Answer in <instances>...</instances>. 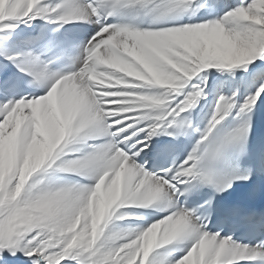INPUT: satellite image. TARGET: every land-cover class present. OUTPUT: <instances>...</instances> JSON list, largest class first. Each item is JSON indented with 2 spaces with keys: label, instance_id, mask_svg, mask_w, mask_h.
<instances>
[{
  "label": "snow or ice",
  "instance_id": "snow-or-ice-1",
  "mask_svg": "<svg viewBox=\"0 0 264 264\" xmlns=\"http://www.w3.org/2000/svg\"><path fill=\"white\" fill-rule=\"evenodd\" d=\"M149 3L160 19L193 0H0V32L37 17L100 25L66 73L50 72L53 61L43 62V53L6 56L49 87L43 95L15 99L19 81L0 72V264H168L166 255L153 253L178 241L189 243L172 264H264V240L240 244L207 230L217 210L211 199L191 210L175 203L193 182L224 192L234 180L249 179L218 180L214 165L228 144L247 135L246 120L222 131L226 118L264 102V0L225 4L219 18L178 27L137 30L101 20ZM240 66L244 75L234 79L248 85L244 102L237 92L221 95L192 150L178 163L146 170L160 143L152 138L161 131L183 134L191 126L185 113L204 93L201 85L211 90L207 74H197ZM72 143L81 147L69 149ZM167 150L159 148L161 155ZM69 153L73 158L62 159ZM50 169L94 183L45 175ZM156 201L170 211L147 228L107 230L114 218H124L117 211L122 206ZM250 219L264 226V212Z\"/></svg>",
  "mask_w": 264,
  "mask_h": 264
},
{
  "label": "bare ground",
  "instance_id": "bare-ground-1",
  "mask_svg": "<svg viewBox=\"0 0 264 264\" xmlns=\"http://www.w3.org/2000/svg\"><path fill=\"white\" fill-rule=\"evenodd\" d=\"M208 1L209 0H193L192 5L188 9H185L182 12L170 13L169 15L162 17L160 19H164L166 17H172V16L178 17L183 14H187V15L198 14L200 10L208 4ZM215 1L218 2V4L215 5L216 10L218 11V9L221 8L223 5L227 4V5L232 6L233 3H235L237 0H211V2L213 3V5H211L212 8L214 6ZM60 2L61 0H42L43 4H51V5H54ZM151 8L152 7L149 8L150 16L152 17V19L159 20L156 17V13H154L151 10ZM219 17H220L219 15L216 16V18H219ZM36 19L41 24L52 23L44 17H37ZM69 23L74 26L79 25V26H84L85 28L90 27V23H81L78 21H72ZM13 30H21V32L23 31L22 33L27 34L29 31V27L27 24H25V22H18V26ZM13 30H10L7 32H0V60L10 63V64L12 63L6 59V56L15 55L16 53H29L30 52L28 49H24L19 46L18 42H20L21 39L12 34ZM3 34H8L11 36V38L8 39L4 37ZM70 43H71V56L73 57V59H75L77 56H82L83 47L85 45V40L80 39V38H72L70 39ZM244 67L246 66L232 68L228 71H225V73H223L222 70L216 69V68L204 69L202 70V73L197 74V77H199L201 74L206 73L207 81L211 83L212 85L211 90H209L204 85H201V87H204V93L202 97L197 99V102L193 106V108L190 109V110H194V112L198 115V117L203 122L202 125L198 126L197 128L200 135L206 128L207 124L209 123L211 116L214 114L215 106L218 100L214 101V97H212L211 94L216 93L219 90L220 88L219 84H221V82L225 81L224 82V86H225L224 92L227 93L226 90L233 89L234 92L238 93L236 97L238 103H243L247 95L250 94L248 91V85L246 83L238 79H234V76L240 77L244 75ZM14 68L17 70L15 66ZM50 72H53V71L50 70ZM40 84L44 90H46L49 87V84L46 81L40 82ZM221 95L225 96V93ZM256 105L264 106V102H260V101L255 102L252 105L251 109L255 107ZM230 116L236 117V113L233 112ZM79 147H81V145L78 143H72V144H69L68 146L69 149H74V148H79ZM66 152H67V149H66ZM71 158H73L71 153L62 157V159H71ZM45 175H49V176L54 175L56 177H59L61 180H69V181H75V179H84L74 173H53L51 169ZM84 180L87 182V184L94 183V181L90 179H84ZM175 203L177 204L176 201ZM154 205H155V208H144L143 206L136 205V204H128V205L122 206L117 211L118 213L124 214V218L123 219L114 218L109 223L107 230L119 231L122 229H141L143 226L142 227L135 226V223H138L140 221H143L148 226L151 225V223L147 221L144 217L134 214L133 211H157V212H162V213H167L170 211V209L165 204L161 203L160 201L154 202ZM188 243H189L188 241L174 242L173 244L167 245L163 247L162 249H158L155 253H153V255H157V254L166 255L168 264H172L173 261L178 260L184 255V252L188 246Z\"/></svg>",
  "mask_w": 264,
  "mask_h": 264
},
{
  "label": "rangeland",
  "instance_id": "rangeland-1",
  "mask_svg": "<svg viewBox=\"0 0 264 264\" xmlns=\"http://www.w3.org/2000/svg\"><path fill=\"white\" fill-rule=\"evenodd\" d=\"M238 1V2H237ZM236 1V3L234 4V6L236 5V4H238L239 3V0H237ZM208 6H210L211 5V2L209 1L208 2V4H207ZM233 6V5H232ZM222 8V7H221ZM211 9H213V12H214V10L217 12V10H216V7H211ZM202 10V9H201ZM200 10V11H201ZM222 16V15H221ZM220 70H222L223 71V73H225V71H228V70H230V69H227V68H224V69H220ZM224 82L225 81H223V82H221V84H219L220 85V88H219V90L216 92V93H213V94H211L212 95V97H214V101H217L218 100V98L220 97V95L221 94H224L225 93V96L226 97H231L232 96V93L234 92V90L233 89H231V90H226L227 91V93L226 92H224L225 91V86H224ZM151 206V207H150ZM144 208H155V205H154V203H153V206H152V204L151 205H148L147 207L146 206H143ZM132 211V210H131ZM143 222V221H142ZM144 228H147L148 227V225L147 224H145L144 223V225H142ZM142 226H140V227H142ZM150 226V225H149ZM143 227L141 228V229H143Z\"/></svg>",
  "mask_w": 264,
  "mask_h": 264
}]
</instances>
